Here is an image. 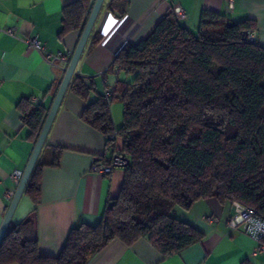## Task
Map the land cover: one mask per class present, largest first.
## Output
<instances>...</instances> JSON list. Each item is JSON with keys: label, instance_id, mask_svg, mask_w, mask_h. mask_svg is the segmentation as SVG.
<instances>
[{"label": "trees", "instance_id": "16d2710c", "mask_svg": "<svg viewBox=\"0 0 264 264\" xmlns=\"http://www.w3.org/2000/svg\"><path fill=\"white\" fill-rule=\"evenodd\" d=\"M89 4L63 7L59 39L83 29ZM127 4L110 0L108 9L124 16ZM255 29L253 19L204 10L193 31L169 9L139 42L117 51L102 77H124L110 89L88 101L93 81L73 76L68 90L87 101L80 119L105 136L112 156L128 159L119 191L96 225L71 228L56 256L39 253L34 207L8 225L0 264H86L113 239L130 245L142 237L167 257L204 237L173 214L201 199L237 202L264 217V46L248 38ZM116 100L123 106L118 128L110 112ZM16 108L34 142L48 108L29 98ZM64 149L44 143L23 192L34 205L43 168L57 167Z\"/></svg>", "mask_w": 264, "mask_h": 264}, {"label": "crops", "instance_id": "0c3cea01", "mask_svg": "<svg viewBox=\"0 0 264 264\" xmlns=\"http://www.w3.org/2000/svg\"><path fill=\"white\" fill-rule=\"evenodd\" d=\"M72 1L0 0V225L18 185L12 174L16 170L23 172L36 141L27 138L29 129L16 104L21 98H29L32 103H43L49 109L56 93L52 95V91L54 88L57 91L68 64L59 58L45 61L26 41L35 37L51 55L70 58L82 30L66 33L61 39L58 33L62 9ZM93 2L90 0L87 11ZM127 2L126 19L108 37L109 32L106 35L100 33L106 14L122 16L108 9L110 0H104L75 67L73 76L94 83L88 101L104 93L105 87L110 89L117 78L124 77L116 71L102 77L117 51L125 43L139 42L164 13L175 7L184 11L185 18L181 22L193 31L204 10L234 21L253 19L256 42L264 46V0ZM116 101L110 104V112L113 125L118 128L123 119V106ZM86 104L87 101L67 88L44 142L65 147L59 165L43 168L39 202L34 205L23 194L11 218L12 223H19L35 207L39 253L45 256L59 254L75 224L96 225L108 198L116 195L121 185V167H113L110 174L104 175L92 171L95 162L106 164L112 153L107 148L105 136L80 119ZM50 158L51 152H46L44 159ZM173 214L202 231V240L164 257L144 237L130 245L113 239L86 264H264V252L256 251L255 240L240 226L233 227L228 223L233 214V203H220L215 198L201 199L189 210L177 208Z\"/></svg>", "mask_w": 264, "mask_h": 264}, {"label": "water", "instance_id": "95a60500", "mask_svg": "<svg viewBox=\"0 0 264 264\" xmlns=\"http://www.w3.org/2000/svg\"><path fill=\"white\" fill-rule=\"evenodd\" d=\"M104 0H94L93 5L89 11V14L86 18L85 24L83 26V29L80 33L79 39L77 41V44L75 46V49L73 53L71 54L67 67L65 69V73L62 77V80L57 88V91L53 97V100L51 102V105L47 111L46 117L44 119V122L42 124L41 130L37 136V139L35 141L32 153L27 161V164L22 172V175L20 177V180L18 182V185L15 189V192L12 196V199L10 201V204L7 208V211L5 213V216L2 220V223L0 225V241L6 232V229L8 225L11 222V218L13 216V213L21 199V196L23 195L26 183L31 175V172L34 168V165L39 157V154L41 152V149L44 145L46 136L49 132V129L51 127V124L53 122V119L57 113V110L60 106V103L63 99V96L68 88L69 82L74 74L75 67L77 65V62L81 56V53L84 49V46L89 38V35L91 33V30L96 22V19L98 17V14L101 10V7L103 5ZM121 159L124 161L120 164H115V167H124L126 164H128V159L125 157H121Z\"/></svg>", "mask_w": 264, "mask_h": 264}, {"label": "built area", "instance_id": "2783aa9c", "mask_svg": "<svg viewBox=\"0 0 264 264\" xmlns=\"http://www.w3.org/2000/svg\"><path fill=\"white\" fill-rule=\"evenodd\" d=\"M174 12L176 16L180 19L185 18V13L180 7H175ZM126 19V15L121 18L114 17L110 12L106 14L104 25L100 33L106 35L108 32V37L113 34L117 28L123 23ZM107 27V29H105ZM9 33L12 32V29L7 30ZM248 38L252 41H256L255 32H251L248 35ZM107 40V37L104 39L103 43ZM30 46L36 48L42 58L45 61L52 62L54 59L59 58L63 63L67 64L69 61V56L65 55H51L45 50V47L35 38L30 37L26 41ZM121 156L113 155L109 162L104 164L100 162H95L92 166V171L97 174H110L115 164L123 163ZM13 178L15 182H19L22 175V171L16 170L13 172ZM212 220L213 218H209ZM230 226H240L242 230L250 236L256 242V251L264 252V217H261L256 213V211L246 205H242L237 202H233V214L229 219Z\"/></svg>", "mask_w": 264, "mask_h": 264}, {"label": "rangeland", "instance_id": "374dc122", "mask_svg": "<svg viewBox=\"0 0 264 264\" xmlns=\"http://www.w3.org/2000/svg\"><path fill=\"white\" fill-rule=\"evenodd\" d=\"M114 102H115V101H114ZM116 102H117V103H119V101H118V100H117ZM112 103H113V102H112Z\"/></svg>", "mask_w": 264, "mask_h": 264}]
</instances>
